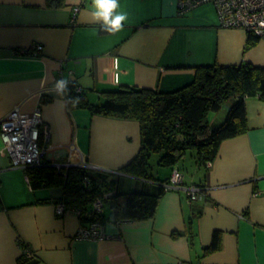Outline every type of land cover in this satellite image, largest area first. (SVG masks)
I'll return each mask as SVG.
<instances>
[{
  "label": "crops",
  "instance_id": "obj_1",
  "mask_svg": "<svg viewBox=\"0 0 264 264\" xmlns=\"http://www.w3.org/2000/svg\"><path fill=\"white\" fill-rule=\"evenodd\" d=\"M118 3L115 12L127 20L110 34L93 18L92 0H66L59 9L47 0H0V119L17 108L41 109L47 166L101 171L118 180L119 192L154 194L155 182L119 171L140 153L139 123L69 105L57 81L78 83L94 103L102 89L125 85L174 92L193 83L201 66L264 67V41L245 52V30L222 28L210 3L182 13L179 0ZM34 46L39 52L26 54ZM246 108L247 127L222 143L208 172L181 162L184 185L167 189L153 218L110 220L106 238L96 241L77 238L76 214L57 216L62 188L32 190L0 133V264H19L24 246L35 253L33 264H264V100L248 98ZM227 111L210 115L211 125ZM176 169L155 172L166 179ZM200 183L203 192L190 199L186 190ZM217 231L220 246L207 252Z\"/></svg>",
  "mask_w": 264,
  "mask_h": 264
},
{
  "label": "trees",
  "instance_id": "obj_2",
  "mask_svg": "<svg viewBox=\"0 0 264 264\" xmlns=\"http://www.w3.org/2000/svg\"><path fill=\"white\" fill-rule=\"evenodd\" d=\"M65 1L47 0V7L59 9ZM102 26L100 31L109 33L102 31ZM247 36L245 52L261 41L250 33ZM38 47L27 50L26 54L39 52ZM64 93L69 105L75 108L86 109L98 116L136 120L141 129L140 153L119 171L136 179L155 182L157 192L154 194L119 192L118 180L112 175L84 167L44 165L24 169L32 190L62 188L63 196L56 205L64 202L69 209L81 210L79 219L82 227H90L95 222L104 226L110 220L132 222L155 216L172 177L162 179L155 172L156 167H170L172 170L177 167L184 183L180 164L190 154L195 164L207 171L208 165L217 159L222 143L242 134L247 127V99L260 97L264 100V67L247 61L201 66L197 68V78L193 83L174 92L125 85L102 89L96 103L90 101L89 93L78 83H67ZM44 102L49 100L44 99ZM225 103H228V111L223 123L211 125L210 114L221 112ZM153 159L157 161L156 165ZM99 200L103 203L101 213L94 211ZM107 207L110 213L105 212ZM220 238L217 231L206 251L217 250ZM31 262L22 257L19 264H33Z\"/></svg>",
  "mask_w": 264,
  "mask_h": 264
},
{
  "label": "built area",
  "instance_id": "obj_3",
  "mask_svg": "<svg viewBox=\"0 0 264 264\" xmlns=\"http://www.w3.org/2000/svg\"><path fill=\"white\" fill-rule=\"evenodd\" d=\"M181 13L193 10L206 3L213 4L218 13L219 25L225 29L245 30L248 34L257 36L264 41V0H179ZM79 8H75L73 13V23L76 21ZM48 126L44 121L42 110L37 109L31 114H25L20 108L12 111L5 118L0 119V133L4 151L11 157L13 168L28 169L32 167L44 166V153L48 143ZM56 168H69L72 165ZM183 175L181 172L173 171L171 185L178 187L183 185ZM202 186V187H201ZM204 186H191L186 190L187 195L193 200L198 199L203 192ZM103 203L99 200L94 205V211L103 212ZM58 217L66 214L82 215L81 210L69 209L64 202L55 206ZM104 226L95 222L90 227H81L77 234L79 239L103 240L106 238L103 230ZM23 258L33 261L35 253L24 246L22 248Z\"/></svg>",
  "mask_w": 264,
  "mask_h": 264
},
{
  "label": "clouds",
  "instance_id": "obj_4",
  "mask_svg": "<svg viewBox=\"0 0 264 264\" xmlns=\"http://www.w3.org/2000/svg\"><path fill=\"white\" fill-rule=\"evenodd\" d=\"M94 11L92 16L96 21H103L101 30L113 34L121 30L123 22L127 20L126 12L116 13L119 7L118 0H92ZM67 86L64 80L57 81L55 88L58 92H63Z\"/></svg>",
  "mask_w": 264,
  "mask_h": 264
},
{
  "label": "rangeland",
  "instance_id": "obj_5",
  "mask_svg": "<svg viewBox=\"0 0 264 264\" xmlns=\"http://www.w3.org/2000/svg\"><path fill=\"white\" fill-rule=\"evenodd\" d=\"M228 103H225V105L223 106V109L227 108ZM214 112H212L210 115H213ZM187 160V163L189 165V167L191 166L192 162L195 163V160L192 159L190 156H187L186 158L183 159L182 163ZM188 169V168H187ZM184 171H186V168L184 169ZM165 179V178H162Z\"/></svg>",
  "mask_w": 264,
  "mask_h": 264
}]
</instances>
